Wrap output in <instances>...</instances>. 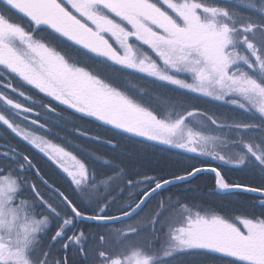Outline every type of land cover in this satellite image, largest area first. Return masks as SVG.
Instances as JSON below:
<instances>
[{
	"label": "snow or ice",
	"instance_id": "1",
	"mask_svg": "<svg viewBox=\"0 0 264 264\" xmlns=\"http://www.w3.org/2000/svg\"><path fill=\"white\" fill-rule=\"evenodd\" d=\"M131 76L247 118L146 100ZM130 145L177 159L141 171ZM205 173L256 202L221 214L170 193ZM182 257L264 264V0H0V264Z\"/></svg>",
	"mask_w": 264,
	"mask_h": 264
},
{
	"label": "trees",
	"instance_id": "2",
	"mask_svg": "<svg viewBox=\"0 0 264 264\" xmlns=\"http://www.w3.org/2000/svg\"><path fill=\"white\" fill-rule=\"evenodd\" d=\"M211 3L212 0H209ZM130 80L134 83L132 84V88L139 89L142 94L146 91V97L147 100L156 102L157 100L162 101L164 97L168 98H176L180 99L184 102L185 106H191L194 108H199L201 110H208L207 106L209 103L207 100L200 99V97L191 96L188 94L179 93L177 91L176 95H173V89L171 87H161L159 84H153L148 81L137 79L134 76L130 77ZM142 84V86H140ZM131 86V85H130ZM142 87V88H140ZM154 88H157L158 92L161 94L160 99L157 97H152V93H148L149 91H152ZM143 89V92H142ZM173 91V92H172ZM179 93V94H178ZM173 95V96H170ZM194 97V98H193ZM212 106V103H211ZM215 112L220 113L222 110V105L219 106H212ZM224 108V105H223ZM226 110H229L228 107H226ZM209 111V110H208ZM140 155L145 156L146 160V171L155 174L156 172H159V168L155 167L153 170L148 162H151V154H159L161 155L160 162H162L163 159H171L170 151H166L164 149L158 150L156 147H144L143 149L138 148ZM145 150L148 152L146 153ZM165 152H164V151ZM163 152V153H161ZM150 154V155H148ZM175 160V158H172ZM195 163V161H194ZM222 170L226 174L227 179L229 180H243L245 178H248L251 176V173L248 171H244L238 168H229L225 166H221ZM181 172L182 167L178 166H169V168L162 174H168L169 172ZM171 194H175V196L189 205H196V206H204L206 208H211L218 210L221 214H223V209L226 208V211L224 214H234L238 213L244 210L248 209V206L256 202L254 200V196L248 193H242V194H236V193H228V194H219L217 192V189L214 186L213 178L210 173H205L202 176H200L198 179L194 180L192 183H183L173 186L170 189ZM169 193H166V195Z\"/></svg>",
	"mask_w": 264,
	"mask_h": 264
},
{
	"label": "rangeland",
	"instance_id": "3",
	"mask_svg": "<svg viewBox=\"0 0 264 264\" xmlns=\"http://www.w3.org/2000/svg\"><path fill=\"white\" fill-rule=\"evenodd\" d=\"M125 79V82H126V84H127V86L128 87H130V88H132V84L131 83H133L132 81H130V77H124ZM134 84V83H133ZM131 85V86H130ZM140 86H142V84L140 85ZM168 87H171V89H173V95H176L177 93V91H179V93H182V91L181 90H178V89H175V87L174 86H168ZM140 88H142V87H140ZM142 92H143V89H142ZM144 93V92H143ZM148 93H152V97H157L158 99H160V93L158 92V90H157V88H154L152 91H149ZM178 93V94H179ZM173 95H170V96H173ZM182 95H184V93L182 94ZM188 95H191V96H195V95H193V94H190V93H188ZM197 97H199V96H197ZM194 98V97H193ZM145 99L147 100V97H146V95H145ZM200 99H203V100H205L206 98H203V97H200ZM208 100V99H207ZM209 104L207 105V106H209L208 107V110L209 111H213V112H215V110L213 109V107L212 106H214V105H216V106H219V105H222V103H217V102H214V101H210V100H208L207 101ZM211 103H212V106H211ZM226 107H228L229 108V110H226ZM217 113V112H216ZM218 114H222L223 116H225L226 118L227 117H232V118H235V119H246L247 117L245 116V114H243V113H241L238 109L237 110H234V109H231L229 106H225L224 105V108H223V106H222V110L220 111V113H218ZM125 143H129L128 141H125ZM140 146V147H139ZM156 147V146H155ZM138 148H141V149H143V146H141V145H130V149H138ZM158 150H161V148H162V146H160V145H157V147H156ZM106 151V150H105ZM164 151V150H163ZM165 152V151H164ZM170 157H171V159H168V160H173L172 158L174 157L175 159H177V157L171 152V154H170ZM164 160H166V159H163L162 161H164ZM134 163H133V162ZM146 161V160H145ZM143 163V168H146V162L144 163V162H142ZM134 164H136L135 165V167L134 168H136V169H140L141 167H140V162H138L137 161V159L135 158V157H132V159H131V163H130V166L132 167ZM138 166V167H137ZM153 170H155V169H153ZM225 211H226V208L225 209H223V214L225 213ZM227 214H228V212H227ZM189 261H190V258H188V257H182V258H179L176 262H175V264H189Z\"/></svg>",
	"mask_w": 264,
	"mask_h": 264
},
{
	"label": "flooded vegetation",
	"instance_id": "4",
	"mask_svg": "<svg viewBox=\"0 0 264 264\" xmlns=\"http://www.w3.org/2000/svg\"><path fill=\"white\" fill-rule=\"evenodd\" d=\"M231 109H234V110H237V109H235V108H233V107H230ZM109 135L111 134V133H108ZM101 151H105L104 149H101ZM38 155V154H37ZM38 158H39V156H38ZM136 159H137V161L138 162H140V169L139 170H141L142 171V169H143V163L142 162H146L145 161V156L144 155H139V157H135ZM41 159V163H42V166H43V160H42V158H40ZM131 159H132V157L131 158H126L125 159V164H127V165H129L130 166V163H131ZM133 162V161H132ZM66 163L69 165V167H71V164H72V161H66ZM134 163V162H133ZM135 165L136 164H134L132 167H135ZM131 167V166H130ZM138 167V166H137ZM45 170L47 171L48 169H47V167H45Z\"/></svg>",
	"mask_w": 264,
	"mask_h": 264
},
{
	"label": "bare ground",
	"instance_id": "5",
	"mask_svg": "<svg viewBox=\"0 0 264 264\" xmlns=\"http://www.w3.org/2000/svg\"><path fill=\"white\" fill-rule=\"evenodd\" d=\"M145 152L147 153L148 151L145 150ZM161 153H163V152H161ZM150 154H151V159H152V160H150V161H151L150 167H151L152 169H154L155 167H158V166H157V162H160L161 155H159V154H154V153H150ZM150 154H148V155H150ZM142 171H146V169H142ZM147 172H148V171H147Z\"/></svg>",
	"mask_w": 264,
	"mask_h": 264
},
{
	"label": "water",
	"instance_id": "6",
	"mask_svg": "<svg viewBox=\"0 0 264 264\" xmlns=\"http://www.w3.org/2000/svg\"><path fill=\"white\" fill-rule=\"evenodd\" d=\"M219 192V191H218ZM219 193H221V192H219ZM250 194V193H249Z\"/></svg>",
	"mask_w": 264,
	"mask_h": 264
}]
</instances>
